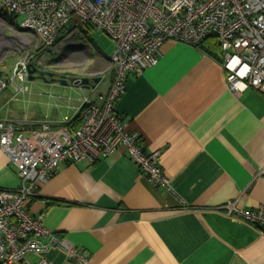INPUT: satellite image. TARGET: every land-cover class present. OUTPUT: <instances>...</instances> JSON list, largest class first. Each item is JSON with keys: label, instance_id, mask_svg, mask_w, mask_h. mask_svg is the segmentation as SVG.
<instances>
[{"label": "crops", "instance_id": "obj_1", "mask_svg": "<svg viewBox=\"0 0 264 264\" xmlns=\"http://www.w3.org/2000/svg\"><path fill=\"white\" fill-rule=\"evenodd\" d=\"M97 34L71 20L53 47L70 57L89 55L88 47L98 54L70 80L81 98L93 89L106 92L112 80L110 57L92 44ZM74 79L90 83L78 87ZM79 108L55 125L64 126ZM114 113L139 135L144 152L159 153L173 193L154 186L119 150L91 165H60L28 202L29 213L42 216L44 227L81 252L86 264H264V235L218 210L233 201L245 210L264 205V98L252 90L231 93L220 61L166 41L155 66L127 77ZM18 185L0 153V189ZM42 259L75 264L58 248L28 254L19 264Z\"/></svg>", "mask_w": 264, "mask_h": 264}, {"label": "built area", "instance_id": "obj_2", "mask_svg": "<svg viewBox=\"0 0 264 264\" xmlns=\"http://www.w3.org/2000/svg\"><path fill=\"white\" fill-rule=\"evenodd\" d=\"M0 12L12 16L14 25L20 19L17 28L43 48H53L71 20L102 33L113 45L110 86L81 98L76 128L51 122L25 128L0 119V153L19 179L17 188L0 189V264H19L28 254L52 248L64 251L75 264H86L81 252L27 209L39 186L62 164L91 165L122 150L154 186L173 193L159 153L144 152L139 135L127 131L114 113L127 77L155 66L166 41L198 47L212 39L220 50L226 88L233 94L252 90L264 98V0H0ZM32 67L29 55L16 62L10 75L0 76V93L9 87L16 94L27 92L24 84ZM71 84L79 87L81 81ZM218 210L264 235V205L245 210L233 201Z\"/></svg>", "mask_w": 264, "mask_h": 264}, {"label": "rangeland", "instance_id": "obj_3", "mask_svg": "<svg viewBox=\"0 0 264 264\" xmlns=\"http://www.w3.org/2000/svg\"><path fill=\"white\" fill-rule=\"evenodd\" d=\"M15 22L14 25L0 12V75H10L15 63L29 55L34 68L52 75L55 81L48 83L35 73L24 84L27 92L16 94L7 88L0 93V117L20 124L63 123L72 117L73 108L82 100L80 92L70 86L71 78L80 76L77 71L86 59V67H91L98 54L91 47L89 55L74 57L59 51L58 46L43 48L36 38L17 28L20 19ZM91 39L102 57L112 55L113 45L106 36L101 33ZM60 77H64L65 86L58 82Z\"/></svg>", "mask_w": 264, "mask_h": 264}, {"label": "trees", "instance_id": "obj_4", "mask_svg": "<svg viewBox=\"0 0 264 264\" xmlns=\"http://www.w3.org/2000/svg\"><path fill=\"white\" fill-rule=\"evenodd\" d=\"M4 16L8 18H13L12 16H9L7 13H3ZM198 48L204 52L205 54L215 58L216 60L221 62V56H220V50L218 46L215 44V42L212 39L205 40ZM1 76V75H0ZM64 126L70 127L71 129L76 128L77 126V116H75L71 121L64 124Z\"/></svg>", "mask_w": 264, "mask_h": 264}, {"label": "water", "instance_id": "obj_5", "mask_svg": "<svg viewBox=\"0 0 264 264\" xmlns=\"http://www.w3.org/2000/svg\"><path fill=\"white\" fill-rule=\"evenodd\" d=\"M35 73H38V70H37L36 68H34V67L29 68V70H28V75H29V76H28V80H32V76H33V74H35ZM47 76L50 78V79L47 81L48 83H52V82L55 81L54 79H52V75L47 74ZM41 77H43V73H40V74H39V78H41ZM63 79H64V77H60V78L58 79V82H59L61 85H66V83H65V81H64ZM80 81H81V86H87V85L90 83V81H89L88 79H81ZM98 81H99V80H94L93 82H94V84H97Z\"/></svg>", "mask_w": 264, "mask_h": 264}, {"label": "flooded vegetation", "instance_id": "obj_6", "mask_svg": "<svg viewBox=\"0 0 264 264\" xmlns=\"http://www.w3.org/2000/svg\"><path fill=\"white\" fill-rule=\"evenodd\" d=\"M40 73H43V77H41L44 81H48L50 78L47 76L48 73L42 72L41 70H38V75ZM53 78V76H52Z\"/></svg>", "mask_w": 264, "mask_h": 264}]
</instances>
